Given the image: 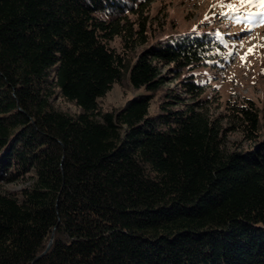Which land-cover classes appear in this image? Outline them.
Returning <instances> with one entry per match:
<instances>
[{
    "label": "trees",
    "instance_id": "trees-1",
    "mask_svg": "<svg viewBox=\"0 0 264 264\" xmlns=\"http://www.w3.org/2000/svg\"><path fill=\"white\" fill-rule=\"evenodd\" d=\"M150 1L0 0V264H264V101L213 113L214 33L149 39Z\"/></svg>",
    "mask_w": 264,
    "mask_h": 264
},
{
    "label": "rangeland",
    "instance_id": "rangeland-1",
    "mask_svg": "<svg viewBox=\"0 0 264 264\" xmlns=\"http://www.w3.org/2000/svg\"><path fill=\"white\" fill-rule=\"evenodd\" d=\"M221 0H151L146 8V24L149 39H158L179 33H198L210 30L214 33L218 48L208 58V66L195 70L204 87V96L211 99L213 113L219 112L227 100H252L258 107L264 101V26L250 20L235 22L220 13L228 11L219 6ZM229 2V0H224ZM260 11L258 8L242 9V12ZM243 16V15H241ZM247 29H251L248 31ZM115 39L111 46L119 48ZM174 82L164 86L173 87ZM125 77L99 100L101 111L119 107L129 98ZM55 106L68 113L78 109L69 102L57 98ZM219 107V109L217 108ZM22 186L0 184V193L13 192Z\"/></svg>",
    "mask_w": 264,
    "mask_h": 264
},
{
    "label": "snow or ice",
    "instance_id": "snow-or-ice-1",
    "mask_svg": "<svg viewBox=\"0 0 264 264\" xmlns=\"http://www.w3.org/2000/svg\"><path fill=\"white\" fill-rule=\"evenodd\" d=\"M219 6L223 9H228V11L220 13L221 15H231L233 18L243 15L245 20H250L258 26H264V0H229V2L221 0ZM253 7L260 9V11L242 12V9L246 10ZM247 30L251 31V29Z\"/></svg>",
    "mask_w": 264,
    "mask_h": 264
},
{
    "label": "water",
    "instance_id": "water-1",
    "mask_svg": "<svg viewBox=\"0 0 264 264\" xmlns=\"http://www.w3.org/2000/svg\"><path fill=\"white\" fill-rule=\"evenodd\" d=\"M50 243H48L47 247L45 248V251H43L36 259L40 258L49 248Z\"/></svg>",
    "mask_w": 264,
    "mask_h": 264
}]
</instances>
